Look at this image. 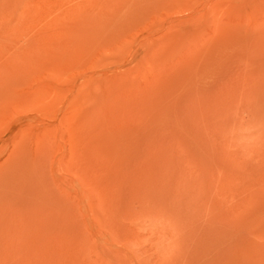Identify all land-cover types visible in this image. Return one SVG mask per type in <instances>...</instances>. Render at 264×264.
Returning <instances> with one entry per match:
<instances>
[{"label": "rangeland", "instance_id": "1", "mask_svg": "<svg viewBox=\"0 0 264 264\" xmlns=\"http://www.w3.org/2000/svg\"><path fill=\"white\" fill-rule=\"evenodd\" d=\"M0 264H264V0H0Z\"/></svg>", "mask_w": 264, "mask_h": 264}]
</instances>
